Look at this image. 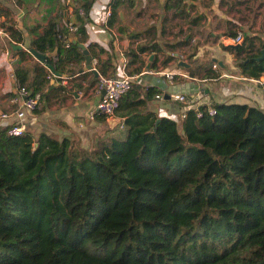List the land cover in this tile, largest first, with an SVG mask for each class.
I'll use <instances>...</instances> for the list:
<instances>
[{"label": "trees", "instance_id": "trees-1", "mask_svg": "<svg viewBox=\"0 0 264 264\" xmlns=\"http://www.w3.org/2000/svg\"><path fill=\"white\" fill-rule=\"evenodd\" d=\"M90 2L81 3L76 28L69 19L59 24L48 8V22L28 47L9 46L26 60L15 65V79L39 101L69 83L81 87L71 77L85 53L65 40L73 33L85 41ZM120 2L111 1V14ZM168 6L176 12L183 0ZM13 18L0 3V30L22 43ZM30 47L56 52L41 62ZM224 47L241 72L264 73V56L257 58L264 42ZM87 52L98 73L89 71V86L115 73L96 42ZM51 79L59 82L52 88ZM156 91L133 81L116 110L124 135L96 132L88 147L76 131L11 135L9 123L0 124V264H264V108L215 101L214 114L197 117L189 108L179 122L136 112Z\"/></svg>", "mask_w": 264, "mask_h": 264}, {"label": "crops", "instance_id": "crops-1", "mask_svg": "<svg viewBox=\"0 0 264 264\" xmlns=\"http://www.w3.org/2000/svg\"><path fill=\"white\" fill-rule=\"evenodd\" d=\"M87 1L0 0V3L12 10L14 25L22 30L23 41L17 44L28 47L31 39L48 22V8L59 18V24L69 19L76 27L81 3ZM111 1L91 0L88 22L85 24V41H78V35L73 33L69 34L68 39L73 42V34V43H83L87 49L89 42H96L104 50L100 58L106 57L112 61L114 74L121 75V66L125 63L127 70L136 75L135 82L142 91L148 86L156 87L155 94L145 97L136 112L153 110L158 115H166L179 122L184 105L176 98L180 94L190 99L189 107L222 101L264 108V91L253 77L241 72L234 52L224 47L232 44L230 35L222 33L229 23L236 25V31L242 36L241 41L246 39L255 46L264 42V19L260 14L249 17L250 13H244L242 5L238 4L242 0H183V7L176 12L168 6L169 0H121L113 14ZM63 4L66 7L62 9ZM244 19H247L246 23ZM219 42L221 47L218 46ZM12 44L16 43L9 42L8 35L0 31V111L7 112L16 108L10 100L16 88L12 76L14 67L26 62L12 53L9 48ZM140 45L158 47L139 51ZM155 53V66L150 67ZM84 61L73 62V66H80L81 70L71 77L79 81L81 87L78 90L69 88V83L68 90H56L40 100L37 110L26 112L23 116L26 129L35 135L40 131L61 134L76 131L81 138L84 136L88 146L93 133L112 134L115 126L120 127V122L123 123L120 128L125 129L124 117L118 112L112 117L98 118L100 114L90 116L98 95L95 84H88L93 75L89 72L91 69H84ZM81 71H86V76H80ZM165 72L173 73L171 82ZM211 73H215V76H211ZM261 77L264 78V73ZM58 83L51 79L50 88ZM62 83H66V80ZM85 87L88 90L85 91ZM10 121L12 116L0 119V124L5 125Z\"/></svg>", "mask_w": 264, "mask_h": 264}, {"label": "built area", "instance_id": "built-area-1", "mask_svg": "<svg viewBox=\"0 0 264 264\" xmlns=\"http://www.w3.org/2000/svg\"><path fill=\"white\" fill-rule=\"evenodd\" d=\"M84 11L82 8H79V13L82 14ZM71 29L76 28L71 25ZM2 31V30H0ZM242 40L241 34L238 32L235 36H230L229 41L232 44L239 43ZM69 39L65 40V44L68 45ZM96 59L92 60V68L95 69ZM215 67L216 64H213ZM122 73L121 75H102L99 77L98 81L95 83V91L98 95L97 101L95 103L94 109L90 112V116L94 114H100L105 117H112L115 115L116 110L119 106L120 99L122 95H124L129 88L131 87L133 81H135L136 75L130 74L126 71L125 63L121 66ZM167 79L171 82L173 78L172 72H165ZM12 76L15 78L14 74ZM254 81H256L262 91H264V78L261 77H253ZM16 88L10 98L11 102L16 105V108L11 111H0V119L8 118L12 116V121L9 122L7 132L11 135H19L24 132L26 129L25 123L22 120L23 116L26 112H32L39 104V94H31L27 87L20 85L17 80ZM104 89V93L101 91ZM176 98L183 102L184 105L180 112V117H184L186 115V111L189 108H194L196 111V116L200 117L204 112L208 114L215 113V107L209 103H205L203 107L194 106L189 107L191 101L184 94L176 95ZM120 127H123V123L120 122Z\"/></svg>", "mask_w": 264, "mask_h": 264}, {"label": "rangeland", "instance_id": "rangeland-1", "mask_svg": "<svg viewBox=\"0 0 264 264\" xmlns=\"http://www.w3.org/2000/svg\"><path fill=\"white\" fill-rule=\"evenodd\" d=\"M239 5L241 4L242 5V9L244 10V13H250V16L249 17H254L256 16L257 14H260L261 17L264 19V0H242L241 2L238 3ZM242 10V11H243ZM245 15V14H244ZM240 16H241V13H240ZM197 17V16H196ZM198 18V17H197ZM251 19V18H250ZM246 20L247 19H244L245 23H246ZM250 21V20H249ZM236 25L234 23H229L227 24L225 30L222 32V33H228L229 31H236L238 28L235 27ZM238 32V31H237ZM209 35V34H208ZM206 40H210L208 39V36L206 37ZM215 40V39H214ZM221 42L218 43V46L221 47ZM114 130H117L119 131L120 135L123 136L124 135V131H122L123 129L118 127V126H115ZM122 131V132H121ZM65 133V132H63ZM78 133V132H77ZM61 134V133H59ZM79 135V133H78ZM80 136V135H79ZM81 138V137H80ZM82 140V143L85 145V146H88V142L84 139V136H82L81 138Z\"/></svg>", "mask_w": 264, "mask_h": 264}, {"label": "water", "instance_id": "water-1", "mask_svg": "<svg viewBox=\"0 0 264 264\" xmlns=\"http://www.w3.org/2000/svg\"><path fill=\"white\" fill-rule=\"evenodd\" d=\"M72 35V39H73V42H74V37H73V34ZM239 43H236V44H233L234 46H237ZM78 45L83 49L84 53H85V66H84V69H91L93 70L94 74L96 75L97 74V71L92 68V63H91V59H90V55L88 54L87 52V49L85 48L84 44L83 43H78ZM12 47L14 48H19L20 47V44H12ZM29 51L41 62L45 61V58L46 56H52L55 54L56 50L54 49L53 51H50L48 53H40L38 52L37 50H35L34 48L30 47L29 48ZM264 56V50L261 49V55L258 56L257 58H260ZM152 55H150L149 58H151ZM52 66L50 65V68ZM101 93H104V89L101 91Z\"/></svg>", "mask_w": 264, "mask_h": 264}]
</instances>
